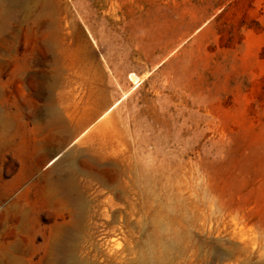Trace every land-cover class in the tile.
Returning a JSON list of instances; mask_svg holds the SVG:
<instances>
[{
  "label": "rangeland",
  "instance_id": "obj_1",
  "mask_svg": "<svg viewBox=\"0 0 264 264\" xmlns=\"http://www.w3.org/2000/svg\"><path fill=\"white\" fill-rule=\"evenodd\" d=\"M25 15L27 25L38 19L49 29L31 37L19 29L20 54L72 66L76 102L84 97L89 106L86 117L79 113L76 157L99 123L89 116L106 111L124 142L119 148L136 154L137 174L158 169L156 191L137 200L130 248L118 264H264V0H34ZM2 54L4 112L16 83L12 58ZM25 121L31 130L34 122ZM28 136L32 143L43 138ZM42 149L0 158V264H9L1 251L14 238L16 264L45 262L53 222H27L30 206L43 211L45 203L31 183L59 156ZM37 160L41 170L30 173ZM11 179L20 183L13 190ZM18 215L24 226L15 236ZM102 221L94 219L97 237L105 233L123 246L127 233ZM100 253L92 248L88 261L104 264Z\"/></svg>",
  "mask_w": 264,
  "mask_h": 264
},
{
  "label": "bare ground",
  "instance_id": "obj_2",
  "mask_svg": "<svg viewBox=\"0 0 264 264\" xmlns=\"http://www.w3.org/2000/svg\"><path fill=\"white\" fill-rule=\"evenodd\" d=\"M33 1L0 0V69L5 66V56L2 54L5 52L12 58L10 73L16 83L11 108L4 112L0 110V158L7 150H11L13 156L26 158L43 147L52 148V151L55 149L56 153L51 157L59 155L51 162L48 171L39 174L31 183L36 189L34 193L39 197L42 195L45 203L43 211H39L36 204L33 208L30 206L29 212L32 214H28L27 222L30 221L32 226L40 219L53 222L44 238L48 249L44 264H92L88 261L92 248L99 249V257L104 264H118L127 258L130 248L127 243L132 239V234L128 228L132 217L138 214L137 200L141 199L144 192L156 191L158 169L148 166L145 167V173L137 174L133 160H130L136 154L129 149L119 148L124 142L119 140L114 122L110 119L111 114L106 111L89 116L88 120L95 117L99 123L90 127V143L81 148L76 157V149L72 145L76 142V129L81 130L83 127V123L79 122V113L87 114L89 110L84 97L76 102V88L73 85L76 83V71L56 56L36 58L38 61L35 62L33 55L20 54L19 51V29L24 27L23 31L28 37L49 29V24L45 27V23L38 19L28 25L24 20L26 9ZM36 66L40 68L35 69ZM129 78L134 83L140 80L134 73H130ZM97 102L101 104L99 100ZM25 119L34 122L31 130L24 127ZM31 131L35 137L41 134L43 138L37 141L36 137V141L30 142L27 137ZM41 161L37 160L29 169L30 173L40 169ZM11 181H7V185L12 184ZM19 184L16 181L10 189L17 188ZM26 186L24 190L29 188ZM85 194L89 197H84ZM48 203H60L66 206V210L59 212L49 207ZM97 217L103 219L100 225L105 229H119L121 233H127L123 246H116L113 238L105 233L97 237L99 224L94 222ZM21 224L20 215L13 218L12 230L15 236L21 231ZM28 231L31 232V229ZM14 239L11 248L1 251L9 264H16L19 247L17 239Z\"/></svg>",
  "mask_w": 264,
  "mask_h": 264
}]
</instances>
